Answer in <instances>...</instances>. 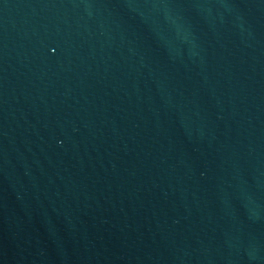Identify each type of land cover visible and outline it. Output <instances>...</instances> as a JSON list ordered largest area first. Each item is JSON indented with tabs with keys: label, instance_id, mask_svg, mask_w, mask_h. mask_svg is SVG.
Wrapping results in <instances>:
<instances>
[{
	"label": "water",
	"instance_id": "obj_1",
	"mask_svg": "<svg viewBox=\"0 0 264 264\" xmlns=\"http://www.w3.org/2000/svg\"><path fill=\"white\" fill-rule=\"evenodd\" d=\"M0 264H264V0H0Z\"/></svg>",
	"mask_w": 264,
	"mask_h": 264
}]
</instances>
